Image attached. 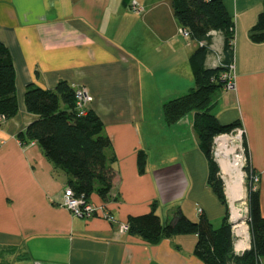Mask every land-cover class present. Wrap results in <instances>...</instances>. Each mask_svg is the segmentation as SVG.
Returning <instances> with one entry per match:
<instances>
[{
    "label": "crops",
    "instance_id": "crops-1",
    "mask_svg": "<svg viewBox=\"0 0 264 264\" xmlns=\"http://www.w3.org/2000/svg\"><path fill=\"white\" fill-rule=\"evenodd\" d=\"M222 1L234 24V86L221 88V106L212 97L211 112L222 124L241 121L264 216V42L249 38L264 0ZM181 28L172 0H0V42L13 60L18 106L0 123V264H205L193 253L194 234L150 244L121 230L154 200L164 222L177 207L191 220L205 214L215 228L226 214L207 184L192 115L167 125L162 113L194 84L189 57L200 43ZM222 45L213 32L207 66L220 61ZM60 80L87 89L88 110L115 156L110 197L90 195L97 207L90 218L64 207L65 176L53 174L37 144L16 139L38 118L25 107L27 85L53 88Z\"/></svg>",
    "mask_w": 264,
    "mask_h": 264
},
{
    "label": "trees",
    "instance_id": "trees-1",
    "mask_svg": "<svg viewBox=\"0 0 264 264\" xmlns=\"http://www.w3.org/2000/svg\"><path fill=\"white\" fill-rule=\"evenodd\" d=\"M174 14L182 28L189 32L191 40L199 46L189 57L194 78L193 86L184 94L162 105L167 125H173L188 114L192 115V127L198 147L207 160V184L220 202L226 206V214L215 228L205 214L197 220L188 218L177 207L168 221L157 214V201L150 204L149 211L129 216L127 233L138 236L147 243H157L161 238L182 234H194L197 239L194 255L205 264H262L264 259V216L260 210L257 183H250V176L257 175L249 161L245 135L243 171L247 174V224L249 247L238 254L235 251V235L229 222L225 187L220 179V168L213 157L214 138L242 128L241 121L220 123L211 112L212 95L223 88L219 76L233 64L234 24L222 0H172ZM213 32L223 38L221 59L214 66H207L206 59L213 52ZM252 42H264V9L259 12L255 24L249 30ZM75 87L60 80L53 88L28 84L24 92L27 111L37 115L16 139L25 146L34 142L53 165L55 176H65V188L74 196L84 195L90 199L96 193L102 200L110 197L115 169V156L107 155L111 147L109 137L99 116L92 110L80 115L75 109ZM18 111L15 87V69L8 48L0 42V116L9 120ZM0 122V123H2ZM146 154H137L140 172L144 170ZM255 186V188H253Z\"/></svg>",
    "mask_w": 264,
    "mask_h": 264
},
{
    "label": "bare ground",
    "instance_id": "bare-ground-1",
    "mask_svg": "<svg viewBox=\"0 0 264 264\" xmlns=\"http://www.w3.org/2000/svg\"><path fill=\"white\" fill-rule=\"evenodd\" d=\"M216 161L220 167L222 179L225 182V191L231 200V221L233 233L239 236L235 247L239 250L247 247L248 230L244 223V171L241 156L237 152L235 139L230 135H222L216 140Z\"/></svg>",
    "mask_w": 264,
    "mask_h": 264
},
{
    "label": "built area",
    "instance_id": "built-area-1",
    "mask_svg": "<svg viewBox=\"0 0 264 264\" xmlns=\"http://www.w3.org/2000/svg\"><path fill=\"white\" fill-rule=\"evenodd\" d=\"M130 8H131V10L138 12V13L142 11V8L135 1H132L130 3ZM180 32L184 37H189V32L187 29L181 28ZM219 80L223 83L224 89L229 90V89L233 88V86H234V66H233V64L229 65L228 70L223 72L219 76ZM74 99H75V101H74L75 102V109L78 111V113L80 115H85L88 111V104L92 100L87 89L84 87H75ZM2 121H3V117L0 116V122H2ZM237 130H238L239 134H244L243 129L238 128ZM222 135H219V136L214 138L215 141H213V146H214V142H216V140ZM242 145H238L240 148L239 152L245 153L244 146H242ZM216 156H217V154L215 152L214 153L215 160L217 158ZM244 166L245 165L242 164V169L244 168ZM220 176L222 177V175H220ZM244 176L245 177L247 176V174L245 172H244ZM258 180H259V178L257 175H251L250 176V183H252V182L257 183ZM253 188H255V186ZM63 205L66 209H68L70 211V213L73 216H76V217L90 218L97 213V207L91 202V200L89 198H86L84 195L74 196L72 190L70 188H67V187L64 188V192H63ZM232 229H233V227H232ZM121 230L127 231V225L123 224L121 226ZM238 237L235 236V244H236L237 240L240 239V237L239 238ZM248 240H249V238L247 239V247L249 244ZM244 248H246V247H244ZM244 248L241 250L243 251Z\"/></svg>",
    "mask_w": 264,
    "mask_h": 264
},
{
    "label": "rangeland",
    "instance_id": "rangeland-1",
    "mask_svg": "<svg viewBox=\"0 0 264 264\" xmlns=\"http://www.w3.org/2000/svg\"><path fill=\"white\" fill-rule=\"evenodd\" d=\"M224 90H221V89H217L214 93H213V95H212V97H213V99L215 100L216 98H219V105L218 106H221L222 105V102H224L225 101V94H224V92H223ZM218 94H220V97H217V95ZM215 111H216V109H215ZM223 135H230V136H233L234 137V139H235V144H236V146H237V152H238V154L239 155H241V161H242V164L243 165H245V163L247 162V160H245L246 159V156H245V153H241V152H239V146L238 145H242V140H243V136H244V134H239V132H238V130L237 129H235V130H233V131H231L230 133H226V134H223ZM215 141V140H214ZM243 146V145H242ZM216 149H217V145H216V142H214V146H213V157H214V153L216 152ZM244 151H245V148H244ZM215 159V158H214ZM245 160V161H244ZM218 164V163H217ZM219 166V165H218ZM220 168V167H219ZM244 169V168H243ZM221 169H220V175H221ZM220 179L222 180V182H223V185H224V187H225V182H224V180L222 179V177L220 176ZM243 187H244V201H243V208H245V213H244V223H245V225H246V227H247V230H248V238H250V235H249V227H248V224H247V213H248V209H247V191H248V189H247V182H246V178H245V176H244V180H243ZM225 195H226V200H227V205H228V216H229V219H230V217H231V200H230V198L228 197V195L226 194V191H225ZM231 220V219H230ZM217 226V225H216ZM239 238V237H238ZM249 241V240H248Z\"/></svg>",
    "mask_w": 264,
    "mask_h": 264
},
{
    "label": "water",
    "instance_id": "water-1",
    "mask_svg": "<svg viewBox=\"0 0 264 264\" xmlns=\"http://www.w3.org/2000/svg\"><path fill=\"white\" fill-rule=\"evenodd\" d=\"M216 161V160H215ZM217 162V161H216ZM229 222L231 223V225H233V222L229 219ZM238 254H242L243 253V251H238L237 252Z\"/></svg>",
    "mask_w": 264,
    "mask_h": 264
},
{
    "label": "clouds",
    "instance_id": "clouds-1",
    "mask_svg": "<svg viewBox=\"0 0 264 264\" xmlns=\"http://www.w3.org/2000/svg\"><path fill=\"white\" fill-rule=\"evenodd\" d=\"M233 227V226H232ZM235 248V247H234Z\"/></svg>",
    "mask_w": 264,
    "mask_h": 264
}]
</instances>
